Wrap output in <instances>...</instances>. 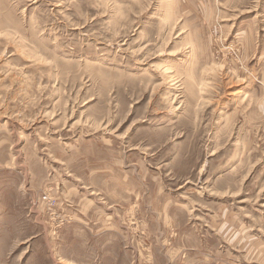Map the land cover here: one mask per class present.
Instances as JSON below:
<instances>
[{"label":"rangeland","instance_id":"374dc122","mask_svg":"<svg viewBox=\"0 0 264 264\" xmlns=\"http://www.w3.org/2000/svg\"><path fill=\"white\" fill-rule=\"evenodd\" d=\"M0 264H264V0H0Z\"/></svg>","mask_w":264,"mask_h":264}]
</instances>
